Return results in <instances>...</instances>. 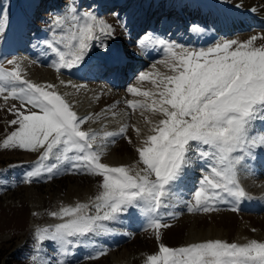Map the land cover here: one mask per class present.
<instances>
[{
	"label": "rangeland",
	"instance_id": "rangeland-1",
	"mask_svg": "<svg viewBox=\"0 0 264 264\" xmlns=\"http://www.w3.org/2000/svg\"><path fill=\"white\" fill-rule=\"evenodd\" d=\"M239 1L241 0H0V66L4 70L12 71L15 65H10L6 61L13 60L20 65L22 79L34 84L47 85L49 66L46 64L50 65L58 58L54 56L53 59L51 56L49 63H37L31 69L23 65L25 63L23 59L36 57L43 62V55L49 54V51H44L41 47L42 52L38 54L36 46L35 54L28 53L31 44L42 37L63 41L58 43L62 48L58 46L57 48L61 51L69 50L65 47L68 43L65 38H70L72 31L77 29H73L72 22L69 21L53 31L52 22L55 16L65 15L68 6L73 2L79 13L92 11L98 19L111 25L114 30L112 36H115L103 38V43L108 46L113 43L121 47L126 42L132 46L131 49L133 47L138 49L131 45L135 39L139 38V41H142L152 30L166 32L170 29H173V33L178 36L174 34L178 40L172 41L176 43L174 47L176 51L181 47L188 50H207L217 43L231 39L245 43L253 36L258 37L254 41L255 47L264 46V38H261L264 37V17L253 15L249 13L250 11L238 7ZM255 1L260 4L264 0ZM3 10L7 12L6 19L3 18ZM185 13L188 19H185ZM189 24L199 26L195 33ZM244 25L247 28L244 29ZM196 33L201 36L200 39H197ZM123 36L127 39L125 42ZM201 41L208 43H205V47H201L198 45ZM75 43L76 41H72V44ZM153 48L158 58L154 59L152 56L148 59V55L146 57L142 53H137L139 58L144 59L136 60L135 64L138 62L141 64L134 66L132 74L129 75L131 68L122 69L124 77L128 76L123 85L116 79L117 72H113L111 68L101 70L90 62L88 65L93 66L83 72V76L89 79L76 76L74 72L78 74V70L64 69L61 73H57L53 69L49 73L58 76V81L60 78L63 80L67 78L73 84L79 85L75 90L73 86L65 85L61 92L74 90L71 97L77 103L73 105V110L78 117L89 118L81 125V129L97 134L94 150L101 152L100 162L110 167L129 166L133 173L143 167L138 160L137 148L143 146L144 138L155 134L151 129L158 125L159 119L163 118L160 114L153 115L152 111L140 108L139 105L152 104L153 100H158V93L162 90L160 78L177 74L167 63L161 62L166 61L168 53L163 50L159 55L162 47ZM93 49L98 55V51L103 48L95 46ZM147 54L152 55V53ZM85 67L76 66L80 69ZM141 73H149V79L140 81L138 76ZM74 78L82 80L83 84L79 83L80 81L75 82ZM153 80H156L155 84ZM58 81L55 83L57 84ZM116 82L120 85L116 84L113 89L105 86ZM14 86L23 85L16 82ZM5 87L11 85L6 84ZM129 87H136L141 92L148 91L152 95L143 97L131 94L127 91ZM87 90L98 91L100 97L98 101H92L84 107V95L87 94ZM5 96L7 92L0 93V264H45L49 258L65 261L66 264H147L148 256L158 254L161 244L172 249L190 246L185 243L184 236L196 221L198 234L192 238L193 242L222 240L238 245H244L252 240L264 242V206L262 209L245 210L243 198L236 199L225 193L226 199L217 204L214 211L207 213L188 211L189 203L193 201V193L199 187V181L204 174L202 170L208 168V164L198 160L191 169H188L189 171L184 173L183 182L182 176L175 185V196L171 200V207L161 210L162 213H171V215L159 217L163 223L169 225L158 230L159 239H157V230L150 226L152 221L139 209H131L130 213L121 216L125 217V221L119 218V221L103 222L109 229L107 232L81 237L83 242L72 246L66 254L61 253L59 246L50 241H45L37 251V230L53 228L63 222L60 218L53 217L52 213H58L62 208L85 204L89 206L85 209L87 214L96 215L94 204L95 198L102 191L100 187L102 178L76 174L69 170L60 171L51 178L45 173L40 178H33L31 183L25 182L26 173L38 164L43 150L33 152L2 147L4 139L17 129L16 125L10 124V121L17 118L15 111L17 109L21 112L25 111L21 108L19 100L11 97L5 99ZM129 102L136 104L137 107H129ZM103 112L108 114L104 117L106 120L101 117L104 116ZM138 117L142 119L139 120ZM115 118L123 121L122 127L127 126L124 136L117 135L113 138L104 136L101 139L100 134L104 131L111 129L116 131L115 133L118 132L116 129L120 126L115 123L117 122ZM113 140L114 142L111 143ZM253 149L257 150L258 147H253L251 150ZM253 155L259 156L261 161L258 162L256 158L255 167L252 165L250 167L247 163L237 165L240 176L236 179L238 181L243 175L247 176L243 181L247 184L248 190L246 191V187L239 181L238 186L246 193L245 197L249 199V203L261 204L259 206L261 208L264 204V161H262L264 154ZM44 163L59 162L50 159ZM60 167L68 168L69 163H60ZM136 167L139 168L135 170ZM242 168L244 174L241 173ZM32 223L35 228L31 232L28 229Z\"/></svg>",
	"mask_w": 264,
	"mask_h": 264
},
{
	"label": "snow or ice",
	"instance_id": "snow-or-ice-1",
	"mask_svg": "<svg viewBox=\"0 0 264 264\" xmlns=\"http://www.w3.org/2000/svg\"><path fill=\"white\" fill-rule=\"evenodd\" d=\"M3 18H7L6 10ZM69 21L77 30L65 38L68 51L56 47L63 41H38L58 58L52 65L57 73L78 66L94 46L105 50L113 69L118 67L126 54L110 51L103 43L104 37L114 33L111 25L92 11L79 13L74 2L65 15L54 17L52 30ZM257 39L253 36L245 43L231 39L207 50L181 47L179 51L171 42L157 41L168 53L166 61L161 62L177 74L160 78L162 90L158 100L139 105L163 118L151 129L155 134L148 135L143 146L137 148L143 167L134 173L128 167H110L100 162L101 152L94 150L97 134L81 129L89 118L78 117L72 105L54 90L55 85L22 79L20 65L13 60H8V64L15 65L12 71L0 66V93L7 92L5 99L19 100L25 109L15 111L17 118L10 124L17 129L4 139L2 147L43 150L38 164L26 173L25 182L31 183L45 173L51 178L69 170L102 178V191L94 204L96 215L87 214L85 209L89 206L85 204L52 213L63 222L37 230V251L45 241H50L66 254L72 246L83 242L81 237L107 232L109 229L103 222L117 221L131 209H139L152 221L150 226L157 230L159 239L158 230L169 226L159 217L171 215L161 210L171 207L175 185L198 160L208 164V168L202 170L199 187L188 206L190 213L216 210V205L226 199L225 193L236 199L244 198L246 193L236 179L237 165L252 155L253 147L264 146V136L251 135L255 121H264V46L255 47ZM138 79L148 80L149 73L139 74ZM16 82L23 86L15 87ZM6 84L11 87H5ZM127 91L143 97L152 95L136 87ZM129 107L137 105L129 102ZM126 128L122 127L119 133L108 132L106 136L123 137ZM53 157L59 163H44ZM63 162H68L69 167L61 168ZM45 264L66 262L49 258ZM147 264H264V242L252 240L238 245L209 240L179 249L161 244L158 254L148 256Z\"/></svg>",
	"mask_w": 264,
	"mask_h": 264
},
{
	"label": "bare ground",
	"instance_id": "bare-ground-1",
	"mask_svg": "<svg viewBox=\"0 0 264 264\" xmlns=\"http://www.w3.org/2000/svg\"><path fill=\"white\" fill-rule=\"evenodd\" d=\"M235 1H237V0H235ZM246 1V0H245ZM244 0H241V1H239V5H238V7H240V8H243L245 11L247 10L249 13H252L253 15H257V16H262V17H264V1L263 2H261L260 4L259 3H257L255 0H252L251 2H245ZM249 1V0H248ZM234 2V1H233ZM237 4V3H236ZM235 5V4H234ZM235 7V6H234ZM239 8V9H240ZM242 10V9H241ZM15 33H16V26H15ZM163 37H164V39H167V37L168 36H166V35H163ZM149 38H150V40H149ZM123 39L124 40H127L126 38H124V36H123ZM159 39H162V38H160V37H157L156 38V40H153L152 42H151V46L153 45V47H158V46H160L158 43H157V41L159 40ZM146 40H149L148 42H150L151 40H152V36H151V34L150 35H147V36H144V38L142 39V41H140L139 42V38H137V39H135V42H131V45H134V46H140V43L141 42H143V41H146ZM166 41V40H165ZM54 42H56V41H54ZM167 42V41H166ZM94 43H96V42H94ZM110 44H112V43H110ZM58 46V44H56V47ZM36 47V46H35ZM131 47L132 46H130V45H125L124 46V53L125 54H130L132 57H133V59H132V61L133 62H131L130 64H129V67H132V70H133V68H134V66H137V65H140L141 63L140 62H138L137 64H135L136 63V60L137 59H144V58H139L138 57V55H137V53H142L143 55H146V57H147V55H148V59H151L152 58V56H153V58L154 59H156V58H158V56L157 55H155V53L153 52V50H154V48H152V49H150V50H138V49H134V47L131 49ZM176 47V46H175ZM58 48H62L61 46H58ZM93 48H95V46L93 47ZM93 48H91L90 50H89V52H88V54L85 56V58H84V60L79 64L80 66L81 65H84V67L85 66H87L88 65V62H90V64H99V63H101V64H103L104 65V61L103 62H101L100 61V56H104L105 58L107 57V53L105 52V50L104 49H102V50H100V51H98L99 52V54L97 55L94 51H95V49H93ZM37 49H38V54H41V52H42V48H41V46L40 45H38L37 46ZM93 49V50H92ZM46 49H44V51H45ZM109 50L110 51H113L114 49H113V47L111 46V47H109ZM159 50V49H158ZM162 50H164L163 48H162ZM163 52V51H162ZM162 52H160V54L159 55H161V53ZM147 53H152V55H149V54H147ZM31 54H35L34 52H31L30 53V55ZM154 54V55H153ZM29 54H28V56H30ZM96 55V56H95ZM138 57V58H137ZM51 58V57H50ZM145 59H147V58H145ZM153 59V60H154ZM23 61H25V63L23 64V65H26L27 67H29L30 69L32 68V67H34V66H36V64L37 63H42L40 60H38L36 57H28V58H26L25 60L23 59ZM50 61V60H49ZM49 63V62H48ZM53 63L54 62H51L50 63V65L49 64H46V66H49V68L47 69V71L50 73L54 68L52 67V65H53ZM126 64V62H124L123 64H122V66L124 67V65ZM109 65H111V64H109ZM127 65V64H126ZM128 66V65H127ZM73 71H74V69H72ZM47 71H46V73H47ZM71 71V70H70ZM72 71V72H73ZM49 73H48V75L47 76H49L48 77V80H47V85L48 84H52V85H55V91H57L61 96H63L64 97V99L67 101V102H69L71 105H72V107H73V105H75L77 102H74L73 100H72V94H73V91L75 90V89H77L76 87H78L79 85L78 84H73L72 82H71V80H68L67 78H65V80H63V79H59V81H58V76H55L54 74H51V75H49ZM61 73V72H60ZM69 74H70V72H69ZM74 74L76 75V76H78V77H80V74L78 73L77 74V72H74ZM132 74V71H131V73L129 74V75H131ZM62 75V74H61ZM163 77V76H162ZM127 79H128V77H126L125 79H123V80H121V82L122 83H124L125 82V80L127 81ZM56 81H58V83L56 84L55 82ZM46 83V82H45ZM65 85H71V86H73V89L74 90H71L70 92H67V93H62L61 92V90H62V88L65 86ZM136 86V85H135ZM69 90V89H68ZM88 91V90H87ZM86 91V92H87ZM95 91V90H94ZM101 93V92H100ZM98 97H100V94H99V92L98 91H95V92H93V91H88L87 92V94L86 95H84V107H86V106H88L89 104H90V102H92V101H98ZM143 102V101H142ZM144 103V102H143ZM147 104H149V103H147ZM77 106V105H76ZM103 114H104V116H101L102 118H104L105 116L107 117V115L108 114H105L104 112H103ZM103 114H101V115H103ZM157 114H159V113H157ZM153 115H154V112H153ZM156 115V114H155ZM147 116V115H146ZM85 117V116H84ZM150 117V116H149ZM83 118V117H82ZM100 118V117H99ZM110 118V117H109ZM139 118V117H138ZM151 118V117H150ZM105 119V118H104ZM116 119V118H115ZM141 119H142V117H141ZM140 118H139V120H141ZM106 120V119H105ZM115 121H117V122H115V123H118L119 124V128H121L122 126H123V121L122 120H120V119H116ZM147 121V120H146ZM111 122H114V121H111ZM108 124L110 123V122H107ZM106 123V124H107ZM142 123V122H141ZM150 123V122H149ZM144 124V123H143ZM119 128L118 129H116V130H118L119 131ZM260 130H264V121H260V120H257V121H255V123H254V126H253V128L251 129V135H253V136H256V137H260L259 136V134H258V132L260 131ZM252 131H254V133L252 132ZM108 132H114V130H108V131H104L103 133H101L100 134V138L101 139H103L102 137H104V136H106V133H108ZM116 132V131H115ZM114 132V133H115ZM137 134H135V136H136ZM139 136V135H138ZM143 136H145V134L143 135ZM147 136V135H146ZM137 137V136H136ZM139 139V138H138ZM146 138H144L143 140H145ZM137 140V139H136ZM142 140V141H143ZM110 142V141H109ZM256 147H258V149L257 150H251V153H252V155L253 154H255V153H259V154H261L262 153V149H261V147L260 146H256ZM252 155L250 156V158H246L245 159V161L243 162V164L245 165L246 163L247 164H249L250 163V165H252L253 167H255V165H256V162L258 161V162H260L261 161V159L259 158V156L258 157H254V156H256V155H253V158H252ZM256 158H257V161L256 162H254L255 160H256ZM51 159H53V160H55V158L53 157V158H51ZM251 159H253V161L251 162ZM264 159V158H263ZM128 160V159H127ZM125 162H126V160H124ZM262 161H264V160H262ZM121 163H123V161L121 162ZM127 163V162H126ZM110 164H112L111 162H110ZM115 164H117V163H115ZM113 165V164H112ZM128 165H130V164H128ZM132 165V164H131ZM259 165V164H258ZM138 166V165H137ZM128 168H130L129 166H128ZM139 167H136V168H134L135 170H137ZM239 171V170H238ZM237 171V172H238ZM242 174H244V173H242ZM240 176V175H239ZM245 178H247V176H244L243 175V178H241L240 180H238L242 185H244L245 187H246V183L243 181V179H245ZM248 189H247V187H246V191H247ZM263 206H264V204L262 205V207L261 208H259V209H262L263 208ZM173 216V215H172ZM197 221L194 223V226L193 227H191V228H188V230H187V232H186V234H185V243L187 244V245H192V244H197V242H193V240H192V238L194 237V236H196L197 234H198V229H196L197 227ZM34 228H35V225H34V223H32L30 226H29V231H33L34 230ZM215 230V229H214ZM212 232H213V230H212ZM214 232H217V231H214ZM215 234V233H214ZM202 235V234H201ZM199 236V235H198ZM210 238V237H209ZM214 239V238H213ZM209 241V240H208ZM206 242V241H205Z\"/></svg>",
	"mask_w": 264,
	"mask_h": 264
}]
</instances>
